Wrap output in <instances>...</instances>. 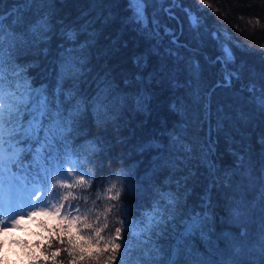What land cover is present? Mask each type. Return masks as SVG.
I'll return each instance as SVG.
<instances>
[{
	"label": "trees",
	"instance_id": "16d2710c",
	"mask_svg": "<svg viewBox=\"0 0 264 264\" xmlns=\"http://www.w3.org/2000/svg\"><path fill=\"white\" fill-rule=\"evenodd\" d=\"M183 3L190 10L185 9L183 18L179 17L182 31L174 18L173 28L162 32L158 26L143 25L142 31H137L133 24L121 25L124 30L112 24L119 13L131 12L125 0H48L43 8L51 24L47 41L19 51L15 59L21 67L30 65L26 76L32 89L48 91L56 89L61 64L69 57L77 62V74L63 83L65 89L73 88L82 102L80 112L61 146L58 170L51 172L45 186L52 181V174L68 164L79 179V174H90L85 175V184L73 188L70 197L90 221L100 214L103 223L107 215V236L114 234L117 226L127 227L126 214L134 222L143 218L142 213L152 204L153 185L184 194V185L178 187L177 180L188 177L191 170L194 175L187 180V206L201 211V198L208 193L216 215L214 231L207 239L192 237V244L201 257L219 260V256H209L213 248H227L218 232L239 236L245 228L230 220L223 194L214 189L209 192L212 178L208 169L211 163L235 169L243 161L246 174L256 176L264 170V110L247 90L255 83L258 96L264 83V0ZM18 7H22L21 0H0L6 28L21 30L12 25ZM188 12L200 17L198 29L190 26ZM25 14L35 18L27 9ZM82 17L88 19L85 26L79 24ZM69 32L74 38H68ZM148 45L154 47L152 51L147 52ZM229 49L235 59L222 64L220 59L226 61ZM227 72L234 73L231 84L223 79ZM174 142L177 148L180 143L194 142L197 153L203 148L207 154L211 147L210 161L205 163L197 155L178 171L160 166ZM65 148L68 155H64ZM109 188L112 190L107 191ZM117 193L118 200L108 199ZM109 207L110 213L106 212ZM259 220L257 209L247 227L253 239L235 257L242 264L261 262ZM66 224L60 219L51 224L44 221L35 255L20 264H67V253L51 256L44 251L50 238L56 237L51 230ZM69 232L77 235L75 227ZM62 235L67 238L69 233ZM127 235L122 230L117 239L120 254ZM158 243L163 251L159 262L167 264L173 241L165 236ZM137 257L145 264L142 254L133 248L129 259ZM119 259L118 254L116 264Z\"/></svg>",
	"mask_w": 264,
	"mask_h": 264
},
{
	"label": "snow or ice",
	"instance_id": "6c2138e0",
	"mask_svg": "<svg viewBox=\"0 0 264 264\" xmlns=\"http://www.w3.org/2000/svg\"><path fill=\"white\" fill-rule=\"evenodd\" d=\"M172 2L177 3L178 0ZM47 3L48 0H21L22 7L16 9L12 19V25L19 26L20 31L6 28V17L0 12V104L4 106V110L0 111V209L7 204L8 210L13 211L20 203L21 190L28 188L30 184L35 191L29 200L34 198L41 201L35 205L29 203L27 213H17L10 218V224L3 222L0 227L15 229L23 219H33L37 215L55 216L66 221V226L51 230L56 232V237L50 238L44 251L51 256L67 253V264H116L118 254L119 264H140L139 257L135 260L129 259L133 248L142 254L145 264H160L159 258L163 251L158 240L165 236L173 241L167 264H242L235 257L243 253L253 239L247 227L258 209L260 222L257 242L261 262L253 261L252 264H264V170L256 176L246 174L243 161L235 169H221L215 163H211L208 169L212 178L209 192L214 189L218 194L222 193L230 220L245 228L239 236L224 233L219 237L225 240L227 248H213L209 253V256H219V260L201 257L192 244V237L199 235L201 239H207L209 233L214 231L216 215L215 206L208 193L201 198L202 202L198 206L201 211L196 206H187V180L194 175L191 170L188 177H184L182 181L177 180L178 187L183 183L184 194L164 191L153 185L152 204L142 213L143 218L134 222L126 214L124 223L127 227L122 229L117 226L114 234L107 236L104 235L108 229L107 215H104L103 223L100 214L90 221L88 215L80 214L79 205L67 203L68 195L54 190L55 181L47 184L46 190V180L52 171L58 170L61 146L66 144L67 132L79 114L82 103L74 95L73 88H64L65 79L73 78L78 72L77 62L71 57L60 66L55 91L32 89L26 76L30 65L21 67L16 63L15 58L19 51L47 41L51 31L49 13L43 11ZM147 3L148 0H129L137 22L147 20ZM25 9L32 12L35 18H27ZM187 16L190 26L198 29L201 24L200 17L192 12H188ZM68 38H74V33L69 32ZM225 55V63L234 61L230 49ZM233 76L234 73L227 72L223 79L231 84ZM235 78L240 79L239 76ZM247 90L264 110V83L259 86L258 96L255 95V83L249 84ZM211 152V147H208L207 154L203 148L197 153L194 142L180 143L178 148L174 142L172 151L163 158L160 166L178 171L181 165L187 167L191 164L190 157L197 155L202 157L203 162L208 163ZM64 155H68L66 148ZM79 175L78 183L85 184V175L90 174ZM72 186L71 183L62 184L64 188ZM40 193L49 197L47 202L42 200ZM108 199L118 200L119 193L109 196ZM111 211V207L106 209V212ZM72 227L76 228V236L69 232ZM122 230L128 235L124 241V252L120 254L121 244L117 239ZM65 232L69 233L67 238L62 235ZM77 240L81 243H77ZM225 254L233 255L234 258L224 259Z\"/></svg>",
	"mask_w": 264,
	"mask_h": 264
},
{
	"label": "rangeland",
	"instance_id": "374dc122",
	"mask_svg": "<svg viewBox=\"0 0 264 264\" xmlns=\"http://www.w3.org/2000/svg\"><path fill=\"white\" fill-rule=\"evenodd\" d=\"M3 104H0V107ZM67 173V176H65ZM70 177V179H69ZM52 181H55L54 190L69 196L68 204H74L71 200V193L74 187H78L79 178L74 173L70 164L66 165L57 174H52ZM49 182V184L52 183ZM63 183H71L72 188L62 187ZM39 187V186H38ZM47 190V185L45 186ZM35 189L29 185L28 188L21 190L20 203L13 211H9L7 204L0 209V224L3 222L11 223V217L15 216L19 212L27 213L28 205L39 204L40 200L34 198L29 200L33 196ZM44 202H47L49 197L44 193H40ZM67 211V209L65 210ZM59 219L55 216L37 215L33 219H23L18 228L6 229L0 227V264H20L24 259H29L30 255H35L36 250V238L41 231L43 222L47 221L49 224ZM39 237V236H38Z\"/></svg>",
	"mask_w": 264,
	"mask_h": 264
},
{
	"label": "bare ground",
	"instance_id": "6f19581e",
	"mask_svg": "<svg viewBox=\"0 0 264 264\" xmlns=\"http://www.w3.org/2000/svg\"><path fill=\"white\" fill-rule=\"evenodd\" d=\"M183 1L184 0H178L177 3H173L172 0H148V3L145 6L146 7L147 20L144 22H137L134 19L133 9L129 5V0H125L126 5L130 8L131 12L125 11V12L119 13L117 19L114 17L116 21L114 20L112 22V24L120 25V26L121 25H127L129 27H130V25L133 24L132 28L137 30V31H142L141 26H143V25H148L152 28H156L158 26L159 29H161L163 32L168 28H171V27L173 28V25L178 20L180 22V28L182 31L184 25L182 24L180 18L181 17L183 18V14H185V12H184L185 9L187 11L190 10L188 8V6H186L183 3ZM85 18H83V17L81 18V20L79 21L80 25L85 26L86 21H88V19L85 20ZM174 18H176L177 20ZM110 19H112V18H110ZM120 29L124 30L125 27L121 26ZM157 37H160V35H157ZM234 41H235V43L238 41V36L236 37V39ZM153 48H154L153 46L148 45L147 52L152 51L151 49H153ZM220 61L222 62V64L225 63L223 58H221ZM259 222H260V220H259ZM257 224L258 223H256V222L254 223V225H255L254 228H257V226H256ZM224 233H228V232H225V231L218 232L220 237Z\"/></svg>",
	"mask_w": 264,
	"mask_h": 264
}]
</instances>
